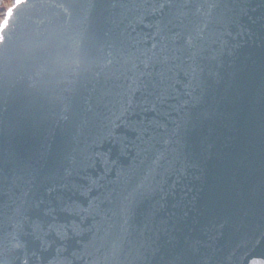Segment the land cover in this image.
I'll list each match as a JSON object with an SVG mask.
<instances>
[{"label":"water","instance_id":"water-1","mask_svg":"<svg viewBox=\"0 0 264 264\" xmlns=\"http://www.w3.org/2000/svg\"><path fill=\"white\" fill-rule=\"evenodd\" d=\"M123 0H14L0 32V264H19L16 208L36 169L69 147L90 108L122 63ZM253 7L264 0H252ZM19 5V7H17ZM214 12L211 8L201 10ZM2 21V22H3ZM214 57V58H212ZM111 61V63H109ZM204 84L189 106L191 121L176 136L182 172L169 210L185 237L200 241L204 264H264V35L218 48L204 62ZM199 101V102H198ZM84 147V145H81ZM28 157L38 158V164ZM177 177L173 176V180ZM179 203V208L172 204ZM186 213V215H185ZM119 217L73 264H136L135 241L122 240ZM134 228L143 231V217ZM29 246L34 238L26 236Z\"/></svg>","mask_w":264,"mask_h":264},{"label":"snow or ice","instance_id":"snow-or-ice-1","mask_svg":"<svg viewBox=\"0 0 264 264\" xmlns=\"http://www.w3.org/2000/svg\"><path fill=\"white\" fill-rule=\"evenodd\" d=\"M119 6L126 12L119 41L124 55L110 86L89 109L75 141L47 168L37 167L27 190L14 185L19 264H73L77 252L93 247L112 227L113 217L124 233L123 240L113 238L114 260L126 250L124 241L134 240L136 264H204L200 241L183 235L181 218L168 207L182 176L173 164L179 159L173 145L179 131L190 127L189 106L204 84V62L253 34L255 26L264 35V5L123 0ZM206 8L215 11L202 13ZM14 12L6 13L0 32ZM28 159L38 164V158ZM138 216L142 232L133 227Z\"/></svg>","mask_w":264,"mask_h":264},{"label":"clouds","instance_id":"clouds-1","mask_svg":"<svg viewBox=\"0 0 264 264\" xmlns=\"http://www.w3.org/2000/svg\"><path fill=\"white\" fill-rule=\"evenodd\" d=\"M14 0H0V8L11 7ZM0 20H2V16H0Z\"/></svg>","mask_w":264,"mask_h":264},{"label":"rangeland","instance_id":"rangeland-1","mask_svg":"<svg viewBox=\"0 0 264 264\" xmlns=\"http://www.w3.org/2000/svg\"><path fill=\"white\" fill-rule=\"evenodd\" d=\"M4 9H5V8H0V16H2V18H3V14L5 13V12H4Z\"/></svg>","mask_w":264,"mask_h":264}]
</instances>
